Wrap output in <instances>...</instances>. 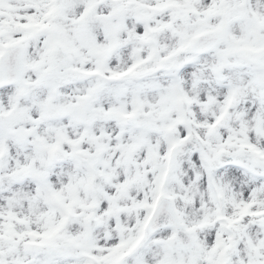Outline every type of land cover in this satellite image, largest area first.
I'll use <instances>...</instances> for the list:
<instances>
[{
    "label": "snow or ice",
    "instance_id": "snow-or-ice-1",
    "mask_svg": "<svg viewBox=\"0 0 264 264\" xmlns=\"http://www.w3.org/2000/svg\"><path fill=\"white\" fill-rule=\"evenodd\" d=\"M0 264H264V0H0Z\"/></svg>",
    "mask_w": 264,
    "mask_h": 264
}]
</instances>
